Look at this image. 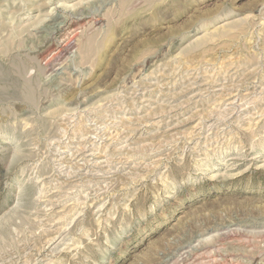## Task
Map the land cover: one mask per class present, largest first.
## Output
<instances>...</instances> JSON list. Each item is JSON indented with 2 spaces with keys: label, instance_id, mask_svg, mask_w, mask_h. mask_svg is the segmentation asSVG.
<instances>
[{
  "label": "rangeland",
  "instance_id": "rangeland-1",
  "mask_svg": "<svg viewBox=\"0 0 264 264\" xmlns=\"http://www.w3.org/2000/svg\"><path fill=\"white\" fill-rule=\"evenodd\" d=\"M0 264H264V0H0Z\"/></svg>",
  "mask_w": 264,
  "mask_h": 264
},
{
  "label": "bare ground",
  "instance_id": "bare-ground-1",
  "mask_svg": "<svg viewBox=\"0 0 264 264\" xmlns=\"http://www.w3.org/2000/svg\"><path fill=\"white\" fill-rule=\"evenodd\" d=\"M54 57V56H53ZM91 158V157H90ZM103 160V159H102ZM96 162V161H95ZM68 174V173H67ZM55 198V197H54Z\"/></svg>",
  "mask_w": 264,
  "mask_h": 264
}]
</instances>
